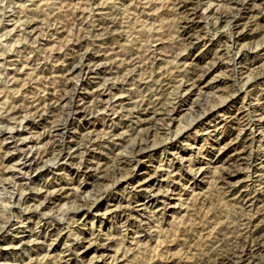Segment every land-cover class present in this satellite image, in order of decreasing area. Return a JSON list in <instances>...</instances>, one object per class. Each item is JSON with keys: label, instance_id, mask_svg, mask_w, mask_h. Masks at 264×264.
I'll list each match as a JSON object with an SVG mask.
<instances>
[{"label": "rangeland", "instance_id": "1", "mask_svg": "<svg viewBox=\"0 0 264 264\" xmlns=\"http://www.w3.org/2000/svg\"><path fill=\"white\" fill-rule=\"evenodd\" d=\"M0 264H264V0H0Z\"/></svg>", "mask_w": 264, "mask_h": 264}, {"label": "bare ground", "instance_id": "2", "mask_svg": "<svg viewBox=\"0 0 264 264\" xmlns=\"http://www.w3.org/2000/svg\"><path fill=\"white\" fill-rule=\"evenodd\" d=\"M229 3V2H228ZM187 13V12H186ZM235 20V19H234ZM189 39V38H188ZM198 72V71H197ZM195 74V73H194ZM198 79V78H197ZM196 81V80H195ZM60 107V106H59ZM83 111V110H82ZM140 148V147H138ZM142 150V149H141ZM137 153V152H136ZM121 157V156H120ZM248 159V158H247ZM31 162V161H30ZM33 163V162H32ZM109 173V172H108ZM234 244V243H233ZM236 251V250H235Z\"/></svg>", "mask_w": 264, "mask_h": 264}]
</instances>
